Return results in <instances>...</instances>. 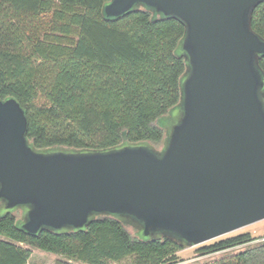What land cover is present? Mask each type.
I'll return each instance as SVG.
<instances>
[{
	"label": "water",
	"instance_id": "water-1",
	"mask_svg": "<svg viewBox=\"0 0 264 264\" xmlns=\"http://www.w3.org/2000/svg\"><path fill=\"white\" fill-rule=\"evenodd\" d=\"M262 1L108 0L110 18L142 6L184 24L178 121L161 149L40 150L19 102L0 98V206L21 208L31 234L113 215L186 246L264 219V38L251 25Z\"/></svg>",
	"mask_w": 264,
	"mask_h": 264
},
{
	"label": "trees",
	"instance_id": "trees-1",
	"mask_svg": "<svg viewBox=\"0 0 264 264\" xmlns=\"http://www.w3.org/2000/svg\"><path fill=\"white\" fill-rule=\"evenodd\" d=\"M108 0H0V98L14 97L36 149L162 145L158 119L180 100L186 61L184 24L137 6L107 17ZM264 38V0L251 20ZM264 72V55L259 58ZM14 210L0 213V264H26L31 249L64 256L55 264H170L186 245L172 236L141 237L100 215L79 230L27 233ZM254 240L249 232L199 247L211 253ZM215 264H264V241Z\"/></svg>",
	"mask_w": 264,
	"mask_h": 264
},
{
	"label": "rangeland",
	"instance_id": "rangeland-1",
	"mask_svg": "<svg viewBox=\"0 0 264 264\" xmlns=\"http://www.w3.org/2000/svg\"><path fill=\"white\" fill-rule=\"evenodd\" d=\"M179 117H180V110L177 108V106H175L169 111V113L166 116L158 119V124L161 127H163L164 132H165L164 138L167 136L172 126L178 121ZM151 146L161 149L162 145L158 147L154 145H151ZM14 211L17 212L20 215V217L22 216L23 211L21 208H17ZM3 212H5V208L0 206V213H3ZM123 222L129 223L130 221L128 222L126 220H123ZM127 226L132 231L136 230L131 224H128ZM245 232H249L254 238V240H252L250 243L236 245V246H233L227 249H223V250H219V251L211 252V253H201L199 251V247L204 244L210 243L218 239L234 236L240 233H245ZM260 241H264V219L254 222L252 224L246 225L244 227H241L239 229H236L234 231H231L229 233H226L224 235H221L217 238L206 241L204 243H201L198 245L185 246L184 248H182L181 250L177 252V256H178L177 262L170 263V264H215L221 260L231 259L233 255L237 253L238 251L244 249L248 245H252ZM21 245L24 247H29L31 249V255L28 258L26 264H55L58 260H67L64 256L59 255V254L43 251L37 247L28 246L25 244H21ZM69 262L73 264H82L74 260H69Z\"/></svg>",
	"mask_w": 264,
	"mask_h": 264
}]
</instances>
